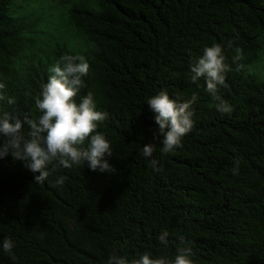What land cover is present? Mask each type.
Masks as SVG:
<instances>
[{
    "label": "trees",
    "instance_id": "1",
    "mask_svg": "<svg viewBox=\"0 0 264 264\" xmlns=\"http://www.w3.org/2000/svg\"><path fill=\"white\" fill-rule=\"evenodd\" d=\"M213 43L231 69L218 91L229 113L203 78L191 81ZM65 55L89 63L75 99L91 93L108 113L97 130L113 170L85 163L36 183L22 161L0 159V264H106L113 251L174 260L180 247L194 264H264V0H0V113L38 118L35 100ZM161 90L197 97L194 127L169 153L146 103ZM148 143L159 170L142 155Z\"/></svg>",
    "mask_w": 264,
    "mask_h": 264
},
{
    "label": "clouds",
    "instance_id": "2",
    "mask_svg": "<svg viewBox=\"0 0 264 264\" xmlns=\"http://www.w3.org/2000/svg\"><path fill=\"white\" fill-rule=\"evenodd\" d=\"M229 47L232 42L229 41ZM237 56L242 58V50L235 49ZM224 48L219 43H213L203 49V54L190 65L191 81H206V90L218 101L217 109L222 113L232 111L231 106L218 95L220 87H227L226 74L230 71L225 63ZM51 75L45 83L35 103L41 115L32 119L25 116L23 120L13 117L7 112L0 113V159L11 155L13 160L22 161L23 166L34 175L36 183H44L52 172L61 168L71 169L73 166L83 167L87 163L92 171L101 172L113 170L105 156H112V148L105 134L98 131L99 125L106 121L107 112L98 111L91 93L84 96L78 103L75 99L84 86L83 77L89 72V63L83 55L62 56L50 69ZM5 84L0 83V90ZM5 96L0 91V101ZM191 100H182L178 93L171 98L167 90L147 98V104L155 113V124L158 127L150 129L153 140L161 139V152H173L183 146V137L194 127V110ZM8 103H14L9 98ZM27 125V132H25ZM87 144V147H83ZM156 145L148 143L142 147V155L149 159L153 170H159L158 161L153 158ZM239 160L235 161L233 174L239 170ZM67 177L57 179V185H63ZM169 233L164 230L158 237L159 242L168 246ZM15 241L5 237L2 249L13 260ZM192 249L180 247L175 259L161 255L154 257L145 251L136 257L117 255L115 251L108 257L106 264H194Z\"/></svg>",
    "mask_w": 264,
    "mask_h": 264
}]
</instances>
